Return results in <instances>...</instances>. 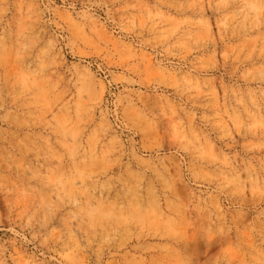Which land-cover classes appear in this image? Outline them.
<instances>
[{
    "label": "rangeland",
    "instance_id": "1",
    "mask_svg": "<svg viewBox=\"0 0 264 264\" xmlns=\"http://www.w3.org/2000/svg\"><path fill=\"white\" fill-rule=\"evenodd\" d=\"M0 264H264V0H0Z\"/></svg>",
    "mask_w": 264,
    "mask_h": 264
}]
</instances>
